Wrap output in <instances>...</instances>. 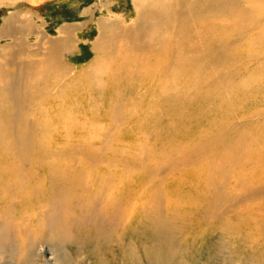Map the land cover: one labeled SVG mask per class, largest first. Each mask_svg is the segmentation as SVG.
I'll use <instances>...</instances> for the list:
<instances>
[{"label": "rangeland", "instance_id": "1", "mask_svg": "<svg viewBox=\"0 0 264 264\" xmlns=\"http://www.w3.org/2000/svg\"><path fill=\"white\" fill-rule=\"evenodd\" d=\"M134 1L0 0V31L12 20L14 23L32 20L51 39L58 38L59 30L67 26L78 28L76 48L62 55L67 62L64 69L51 71L42 67L37 73L41 77L37 82L39 90L28 85H36L35 80L21 83L23 92L25 87L32 88L25 94L13 93L8 84H0L3 98H0V111L6 112L0 118L7 122L0 124V158L4 161L15 158L13 164L19 169V163L25 161L24 168L35 178L26 183L6 172L9 173L6 178L11 177L14 184L7 180L0 184V189L5 188L0 190V264H264V187L257 179L264 170L258 164V158L264 159V67L261 72L255 71L253 61V55L261 58L264 43L258 44L251 37L256 26L253 22L262 15H209L217 30L211 25L205 36L208 42L210 39L209 45L215 47L214 51L220 50L221 42L226 45L221 58L201 61L200 54L195 59L190 56L188 62L182 59L181 65L175 66L172 57L173 71L169 78L173 79V85L172 80L163 84V77L156 80L151 75L163 66L161 62L139 52L131 53L121 42L114 51L110 49L111 53L103 52L106 56L100 59L99 67L88 71L102 53L100 49L96 55L93 49L98 21L126 20L127 25H132L137 18ZM160 1L155 7L168 17L163 5L172 0ZM259 8L262 12L264 3ZM260 23L262 27L264 15ZM238 34L239 39H245L234 44L232 41ZM168 35L162 26L155 34V47L160 38ZM9 37L0 35V51L13 42V36ZM202 37L203 33L196 35L195 43L199 46ZM261 37L264 38V29ZM206 49L218 55L209 47ZM6 54L8 51L4 50L0 56V74L16 70L4 65ZM193 63H197L195 68L199 71L195 75L190 73ZM141 64L147 65L148 71L140 74ZM180 69L182 77L177 73ZM146 77H150L152 96L157 95L161 100L168 96L177 99V104L173 110L148 106V116H141L138 121L135 112L133 123L116 124L125 116L115 120L113 116L119 108L112 110L99 95L112 94L116 89L112 82L120 85L122 80L134 87V82L140 84ZM47 81L51 91L43 92ZM86 84L92 87L88 89ZM132 86L126 90L130 91ZM13 95L25 100V107L18 110L15 107L16 113L11 106L15 101ZM152 96L147 100L154 103L157 98ZM118 97L123 98L124 94L121 97L118 92ZM70 99L81 106L70 105ZM147 100H143L144 106ZM132 110L139 109L135 105ZM87 112L96 117L85 119L83 114ZM190 112L193 122L188 123L189 118L183 117L178 120V115ZM60 115H65L68 122ZM156 115L164 118L160 125L152 120ZM245 115L252 122L245 124L242 119ZM11 125H21V133L14 134ZM25 132L28 133L25 137L32 141L17 145L15 137L24 136ZM126 134L131 136L130 140L124 138ZM201 147L208 148L199 151ZM172 149L175 156L169 153ZM253 159L257 160L255 166L249 165ZM244 164L245 174L253 168L257 170L256 178L247 175L240 178L238 171H242ZM88 185L95 186V194L88 191ZM34 186L37 189L32 192ZM56 195L58 199L54 203ZM119 205L122 208L116 212ZM11 214L26 217L20 220L26 230L28 224L36 229V246L30 247L24 237H17L26 244L19 245L17 252L16 244L3 232L12 226ZM26 214L35 219L27 218ZM104 219H108L107 231L103 230ZM65 222H69L71 229ZM112 223L118 226L109 229ZM55 233L59 236L55 237Z\"/></svg>", "mask_w": 264, "mask_h": 264}, {"label": "bare ground", "instance_id": "2", "mask_svg": "<svg viewBox=\"0 0 264 264\" xmlns=\"http://www.w3.org/2000/svg\"><path fill=\"white\" fill-rule=\"evenodd\" d=\"M158 3H161V1L160 0H135L134 1V4L136 5L135 7L137 8V18H136V21L133 22L132 25H130V26L127 25V21L126 20H121V21H117V22L107 21L104 18L101 19V20H99L98 23H97L98 37L96 38V41L93 43V49H94V52L96 53V55H97V50H100L101 49L102 53H101L100 57L97 58L94 61V63L91 65V68L90 67L87 68L88 71H91L92 69H95V68H98L99 67L98 66L99 65L98 63L100 62V59H102L103 57L106 56V54H103V52L109 54V53H111L110 52V49L112 51H114V49H116V47L118 45H121V43H123V45H125L126 48H127V50H129L131 53H133V52L134 53L135 52H139L141 56H146L148 59L149 58H153L155 61L161 62V64L163 66L160 69H158L157 71H155V73H153L151 75L156 80L158 79L159 76L163 77L165 79L164 81H162L163 84H168L172 80V85H173V79H170L169 78V76L171 75V72L173 71L172 57H173V61H174V65L175 66H177V63L181 65L180 62H182L181 61L182 59H187L185 62H188V60H189L188 58L190 56H192L194 58L195 55H200V54H201V61H205V60H207L209 58L211 60L212 59H215L217 57L218 58H221L220 55L223 53V49L226 48V45H223V43L221 42L220 50L214 51L215 47L214 46L211 47L209 45L210 39H209V42H208L207 41V38L205 36L206 31L209 30V28H210L211 25H213L215 27V30H217L216 22L212 21V17H216L217 15H219V16L220 15H242L244 17L246 15H262L261 17H259L256 20H254V22L252 21L253 23H256V26L253 29L255 31H254L253 34H251V37L253 38V41H257L258 44L260 42H263L264 43V38L261 37L262 31L264 29V24L262 26L263 28L260 26V24H261L260 23V20H261V18L264 15V10L261 12V9L259 8L264 3V0H172V1H168L166 4L163 5L165 8H167V9L164 10V14L165 15H169L168 17L163 16V14L161 13V11H158L156 9L155 5H157ZM255 6H258L257 7L258 9H255ZM209 15H212V17H210ZM193 18H195V20H193ZM15 22H16V20H15ZM217 25L219 26L218 23H217ZM162 26H164L167 29V33H169V35L166 36V37L160 38L159 43L155 47V45H156V43H155V34H156V32ZM172 27H176L175 28V31H172L171 30ZM39 28L40 27L34 21H32V20L26 21V22H19L18 21V23L17 22L14 23L13 20H12L10 23L9 22L6 23L4 25V27H3V29L0 31V35L3 36V37L8 38V36H10V37L13 36L12 37L13 42L9 43L7 45V47H5L4 49H2V51H0V56H2V53H3L4 50L5 51H8V55L6 54L8 56V58H7V56L5 57V59H4V65L5 66H11L12 68H15L16 69L14 72H12L10 74H0V84H3L4 86H7L5 84H8L9 87L12 89L11 91L13 93H17V94L20 93V92L21 93H24V94H25V92L29 93V90H31L32 88H36V89L39 90L40 89L39 88V85H37V82H40L41 81V77L37 76V73H40L39 70L42 69V67H48L51 71L52 70L54 71L55 69L61 70V67H63V69H64V66L63 65H65L67 62L62 58V55L65 52L66 53H68V52L69 53H72L74 51V48H76V32H77L78 28H76L74 26H67V27L59 30L60 36L58 38H56V39H51V38L47 37L46 35H43L42 32L39 30ZM200 33H203V37H202V40H201V45L199 46V45H197L195 43V39H196V35H198ZM244 39L245 38L239 39V34H238L237 35V38L234 41H232V42L235 44L238 41L239 42H242ZM229 44H231V41H229ZM132 45H134L135 47L132 48ZM201 46H203V47H201ZM154 47H155L154 51H151V49L154 48ZM207 47H209L212 50V52L213 51L214 52H217L219 56L218 55L217 56H214L211 52L205 51V49ZM175 50H176V55L172 56V53L175 52ZM221 50H222V52H221ZM106 51H109V52H106ZM125 51H126V49H125ZM206 55H211V56H206ZM118 59H120V58H118ZM253 61L256 63V65H255V71L256 70H259L261 72L262 67H264V53L261 55V58L259 57L258 54L253 55ZM194 62H196V60ZM201 63H203V62H201ZM196 65H197V63H193L192 64V69H191V72L190 73H193V75H195L194 73H198L199 72L198 71V68H195ZM139 69H140L139 72L141 74L144 71L145 72L148 71V66L147 65H144V64H141V67ZM181 71H182V69L178 70V72H177L180 75V77H182L181 76ZM259 71H258V74L260 73ZM203 73H204V70H203V72H200V75H203ZM64 74H65V72H64ZM161 77H160V79H161ZM149 78L146 77V79H143V80L139 81L140 84L137 81L134 82V83H136V85L134 87L132 86L133 84L123 83L124 81H122L120 79L121 80V82L119 83L120 85H118L117 81L116 82H112L113 85L116 87L115 91L112 94L110 92H106L105 93L106 96L99 95V97L100 96H101V98L103 97L102 99H106L105 100V103L107 105H109V107H112V110L115 107L116 108H119V110L116 109L117 110L116 111V114L113 116V118L115 120H116V118L117 119H120V118H123L125 116L119 122L116 121V124H123V123H125L124 121H126L129 124L130 123H133V122H131V120H133V116L135 115V112H136V116H137L136 118L138 119V121L140 120L141 116H145V117L148 116L147 115L148 114V112H147V109L148 108H146L148 106L149 107L151 106V108H155V106H161V107H159L161 109L165 107L167 109L168 108H171L173 110V105L177 104L178 100L177 99L175 100L174 98H168V96L166 97V99L161 100V99H158L157 95L152 96V93L154 92V90H153L152 86L149 84L150 83L149 82ZM28 80H33V81L35 80L36 85L35 84H31V85L28 84L32 88L25 87V91L23 92L22 91V87H21V83L24 82V81H28ZM44 80H46V79H44ZM196 80L198 81V79H196ZM201 81H203V80H201ZM48 82L49 81H47V83ZM175 82H177V81H175ZM200 83L202 85H205V82L204 81L203 82H200ZM40 84H42V83H40ZM45 84H46V81H45ZM191 84H193V82ZM86 85L85 86L87 88L88 87H92L89 84H86ZM42 86H44V85H42ZM130 86H132L134 88V89L132 88L130 90L131 92L126 90ZM49 87H50V85L48 83L47 86H45V89H43L42 91L44 92V90H47L48 89V92H50L51 90H50ZM86 87H84V88H86ZM87 88L85 90H87ZM111 88H113V86ZM176 88H177V91H178L179 90L178 89L179 87H176ZM258 88L260 89V87H258ZM125 90H126V92H125ZM166 90L169 91V92H171V90L174 91V89H172V88L171 89L167 88ZM118 92L120 93L121 97L124 94V97L123 98H119L118 97ZM155 93H157V92H155ZM162 93H164V92H162ZM140 94H143V95H140ZM32 95H33V93H32ZM19 96H23V94L22 95H19ZM19 96L18 97H15L13 95V97H14L13 99L15 100V101H12L11 102V106L13 107V110H15V107H16V110H18L21 106L22 107H25L24 104H23V103H25L24 102L25 100H23ZM150 96H152L154 98H157V99H154V100H156V101H154V103L151 100L150 101L147 100L148 99L147 97H150ZM29 97H31V96L29 95ZM0 98H2V97L0 96ZM13 99L11 98V100H13ZM19 99L21 101H19ZM144 99L147 100V103L145 104V106H144V101H143ZM183 100L186 101L185 99H183ZM190 100H191V98H190ZM71 101H72V99H70V103H69L70 105L75 104L76 107H80L81 106V104H77L74 101H72V102ZM30 105H33V104L31 103ZM35 105L37 106V103H35ZM135 105H136L137 109H139V110H137V111H135V110L133 111L132 110ZM29 107L31 108V106H29ZM30 108H29V110H30ZM38 108H40V105H39ZM239 108H241V107H239ZM16 110H15L14 113H16ZM120 111H122V113ZM195 112H197V111H195ZM4 113H6V112L5 111H0V116H1V114L3 115ZM125 113H126V115H125ZM197 113L198 114H201L200 112H197ZM65 114H66V112H65ZM72 114H74V113H72ZM104 115H106V114H103L102 116H104ZM121 115H122V117H121ZM83 116H84L85 119H92V118L96 117L94 114H91V112L90 113L89 112L84 113ZM102 116H101V118H104ZM6 117H7V115H6ZM62 117H63V121L67 123L68 121L67 120H64L66 118V116L65 115L61 116L60 115V118L61 119H62ZM177 117H178V120L179 121L183 117V118H189V119H187L186 122H188V123L189 122H193V120L191 118V112L188 113V114L182 115V116L178 115ZM11 118H12V116H11ZM199 118H194V120H199ZM6 119L9 120V117H7ZM242 119L244 120L245 124L246 123L249 124L250 122H252L251 119L248 118L246 115ZM152 120L153 121H158V124H159L162 120H164V118H163L162 115H159V117H157V115H156V117H153ZM214 120H216V119H214ZM10 122H12V121H10ZM15 122H16V120H15ZM3 123H7V122H3L2 121V118H0V124H3ZM172 123H173V121L171 120V123L170 124H172ZM214 123H215V121H214ZM175 125H176V123H175ZM166 126L167 125L165 124V127ZM11 127H12V125H11ZM21 127H22L21 125L13 126L11 128V130H12V132L14 134L17 135V132L21 133V131H20L21 130ZM170 128H173V127H170ZM158 130H156V131H158ZM212 130H214V129H212ZM172 131H173V129H172ZM143 133L146 134V132H143ZM23 135L24 136L20 135L19 137L18 136L15 137V139L18 141L17 142V145H23V144H25L27 142H31L32 141V139L30 137H25V136L28 135L27 132H25ZM171 136H174V135H170V137ZM130 137H131L130 135L126 134V136L124 138L130 140ZM133 138H134V136L132 135V139ZM113 139H115V138H113ZM217 139L220 141V143H222L221 137H218L217 136ZM110 141H111V139H110ZM182 141H183V139H182ZM212 141H215V139L212 140ZM121 146H123V145H121ZM207 148L208 147H201L199 149V151H201V149L205 150ZM116 152H118V150H116ZM169 153L171 155H173V156L176 155V152L174 153V150L172 151V153L171 152H169ZM144 154H145V152H144ZM161 157H164V156H161ZM247 157L249 159L250 156H247ZM14 159L15 158H10V160H8V158H7L6 160H8V161H4L3 158H0V184H1L2 181H5V180H7V181H9V183H11L12 182L11 181L12 180L11 177H15V180L16 179H22V181H25L26 183L28 181L29 182H32L33 179H35V178L32 176V174L27 169L24 168L25 161H21L19 163L20 168H21V169H19L17 166H15L13 164V162H15ZM254 160H256V159H253V161L249 160L250 161L249 162V165H250V163H253L254 164L253 166H255ZM260 160L261 159L258 158V161H259L258 164H259L260 167H262L264 169V159L261 160V165H260ZM109 162H111V160H109ZM246 162L248 163V161H246ZM100 163L102 164L101 161H100ZM244 166H245V164L242 165L241 168H240L242 171H238V172L241 173V174H239L240 175V178L243 176V178L245 179V176L244 175H247L250 178L254 177L257 170L253 168V170H251L249 173L245 174L244 169H243ZM168 169H169V167H168ZM6 172H10L11 173V177L10 178H6V174H9V173H6ZM115 177H117V176H115ZM257 177H258V175H257ZM255 178H256V176H255ZM257 179L259 181V185H260V183H262V188H263L264 187V183H263L264 182V170L262 171L260 177L257 178ZM109 180L111 182V179H109ZM106 183L109 184V182H106ZM11 184H14V182L11 183ZM33 184H34V182H33ZM112 186H111V188H112ZM0 187H2V186H0ZM4 189H2V191H4ZM36 189H35V186H34L32 192H35ZM87 189H88V191L91 194L92 193L95 194L94 193L95 192L94 191L95 190V186L94 185H88ZM262 190L264 191V189H262ZM258 196H259V194H258ZM57 199H58V197L56 195V197L53 199V202L54 203L57 202ZM91 204L98 205V203H96V202H93ZM24 205H26V204H24ZM56 205H58V204H56ZM26 206H28V205H26ZM121 206L122 205H119V209L116 212H119L120 208H122ZM28 214H29V212H28ZM11 216H12V220H13L12 226H11V228L4 229L3 232H5L8 235L9 239L11 240V242H14L16 244L14 246H16L17 252L19 253V251H20L19 245H26V244H24V241L25 240H20V238H19L20 241H18L17 240V237H21V238L24 237L26 239V241L28 242L27 245L30 246V247L36 246L35 245V240H34V238L36 239V234H35V230L36 229H34V227L32 228L30 226V224H28V226H29V229L27 228L28 230H26L25 228H23V224H22V222L20 220L25 219L26 217L25 218H23V217L20 218L21 215L15 217L12 214H11ZM26 216H28V215L26 214ZM39 216H41V215H39ZM53 216L55 218L56 215H53ZM34 217L35 216H31V214H30L27 218H30L31 219V218H34ZM40 218H42V217H40ZM50 218L48 217V219H50ZM116 218L118 219V217H116ZM34 219H32V220H34ZM53 219H52V221H53ZM44 220H46V219H44ZM107 220L108 219H104V223H103V230H105V231H107V228L105 227V224H106ZM46 221H48V220H46ZM62 221H64V220H62ZM93 221H94V219H93ZM169 222H170V220H169ZM58 223H60V222L58 221ZM65 223H66V225L68 227L70 226L69 225V222H65ZM163 223H164V221H163ZM49 224H52V223L50 222ZM32 225H33V223H32ZM39 225H41V224H39ZM44 225L46 226V224H44ZM44 225L42 227H45ZM62 225H64V224H62ZM117 226H118V224H113L112 223V225H110L108 228L109 229H112V228H115ZM164 226H166V225H164ZM69 228L71 229V226ZM45 229L48 231V228H45ZM49 231H52V230L49 229ZM38 233H39V231H38ZM56 234L57 233H55V237L59 236V235L56 236ZM59 234L61 235V233H59ZM65 234H66V232H65ZM168 234H169V232H168ZM41 237L42 236H40V238ZM60 238H61V236H60ZM36 240L38 241V239H36ZM37 246H39L38 243H37ZM0 247H2V246H0ZM42 249H43V252H45L46 249L45 248H41V250ZM17 252L15 250L13 251V253H16V254H17ZM33 253H35V251Z\"/></svg>", "mask_w": 264, "mask_h": 264}]
</instances>
